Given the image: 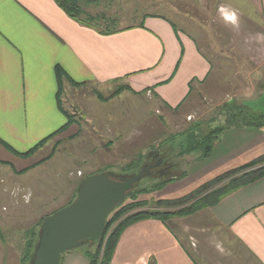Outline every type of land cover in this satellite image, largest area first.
Wrapping results in <instances>:
<instances>
[{
	"label": "rangeland",
	"instance_id": "1",
	"mask_svg": "<svg viewBox=\"0 0 264 264\" xmlns=\"http://www.w3.org/2000/svg\"><path fill=\"white\" fill-rule=\"evenodd\" d=\"M219 1H81L85 10L109 13L121 26L139 22L148 13L168 18L179 30L195 37L212 63L211 74L196 85L187 103L175 110L165 108L147 94L134 96L128 91L130 86L118 80L80 85L66 80L61 99L73 116L70 129L50 138L30 155L16 152H27L50 133H40L26 148L18 142L20 148L16 146L15 150L0 146V160L7 161L0 164V264H22L27 231L37 227L33 258L41 233L40 220L74 200L80 182L90 173L111 172L127 177L155 166L152 172L143 173L130 192L145 188L138 199L146 200L147 208L157 209L158 200L189 195L217 176L209 177L215 160L212 153L203 158L201 152L185 151L189 138L199 140L201 134L224 127L217 143L225 130L252 126L251 121L246 123L247 116L259 121L264 113V18L259 12L256 19L241 26L237 35L239 51H243L237 53L231 35L215 13ZM229 1L249 13L259 10L248 0ZM262 6L264 9V0ZM108 141L113 144L109 149L102 145H108ZM48 156L51 157L47 161L33 167ZM26 168L29 169L21 172ZM175 217L172 223L174 217L169 219L175 231L209 228L201 233L205 235L201 237L200 255L195 254L202 264H258L226 227L216 223L208 208ZM110 232L105 230V240ZM181 237L185 239L184 235ZM87 243L64 252L61 264H85L86 259L90 260L87 251L96 247L94 242ZM189 248L193 252L192 244ZM32 258L25 264H30Z\"/></svg>",
	"mask_w": 264,
	"mask_h": 264
},
{
	"label": "crops",
	"instance_id": "2",
	"mask_svg": "<svg viewBox=\"0 0 264 264\" xmlns=\"http://www.w3.org/2000/svg\"><path fill=\"white\" fill-rule=\"evenodd\" d=\"M248 1L259 10L249 13L229 0L215 4L218 20L237 53L243 51L238 46L241 26L259 12L264 18L263 0ZM121 27L101 33L71 17L56 0H0V139L14 150L19 144L26 148L40 133L52 134L67 123L57 103V64L77 82L118 80L129 85L134 96L147 94L169 110L187 103L196 85L211 74L212 63L195 37L168 18L148 13L141 21ZM102 145L109 149L113 144ZM0 146L12 150L1 141ZM262 154L264 125L227 129L213 147L209 177L237 169ZM205 208L258 264H264V177ZM207 229L180 232L169 220H138L121 232L110 264H202L195 254L202 251L205 234L201 233Z\"/></svg>",
	"mask_w": 264,
	"mask_h": 264
},
{
	"label": "trees",
	"instance_id": "3",
	"mask_svg": "<svg viewBox=\"0 0 264 264\" xmlns=\"http://www.w3.org/2000/svg\"><path fill=\"white\" fill-rule=\"evenodd\" d=\"M56 1L71 17L79 20L85 25L94 27L101 33L110 34L122 29V27H120L121 25H119L118 23L117 18L113 17L109 13L103 11L93 13L88 10H85L81 4L82 0ZM143 24L144 23L142 22L140 25L142 26ZM55 73L58 82V89L56 94L57 103L59 109L67 117V123L52 134H50L49 136H47L46 138L42 139L38 144H36L27 152H16L19 155L25 156L32 154L39 146L44 144L47 140L60 134L70 125H72L71 123L73 121V116L69 114V112L64 108L62 104L61 96L63 92V85L65 80L70 81L74 85H80L84 82H77L73 80L60 64L56 65ZM262 117L263 119L256 121L254 118L252 119L251 117L249 118V116H247V119L245 121L247 124L251 121L250 124L252 125L262 126L264 125V113L262 114ZM222 131H224V127L222 128L219 126L217 128L209 130V132L205 134H201L199 140L195 139L193 136L190 137L188 148H186L185 151L189 153L201 152V156L203 158L208 157L212 153L213 147ZM0 141L8 148L14 150L3 140L0 139ZM50 157L51 156L41 159L40 161L36 162L33 167L44 163ZM28 169H23L21 172H25ZM262 177H264V154L255 158L244 166H241L237 169L229 170L224 174L217 175L215 178H213V180L211 179L201 184V186H199L197 190H195L189 195L171 200H158V205L156 206L158 207V209L147 208V201L138 199L139 195L143 194L144 191H146L145 188L140 190H133L129 193L127 197L128 199H131V202L126 203L128 199L124 200V202L117 206L115 210L108 216L106 232L109 230H111V232L106 238V240L103 237L98 243L93 244V246L96 247L95 250L89 249L87 251L90 257L89 264H110L119 236L126 226L138 220L149 217H154L166 221L169 220L171 217L197 212L205 207L216 205L220 202L221 199H223L227 195ZM226 179L228 181L218 185ZM160 206L162 207L159 208ZM170 207H176L177 209L169 210ZM42 221L43 219H41L38 223L39 226L41 225ZM27 233L29 237L25 243L26 245L21 257L22 264H25L30 258H32L33 249L36 243V239L38 237L37 227L31 228L27 231ZM89 243L90 242H88L87 245Z\"/></svg>",
	"mask_w": 264,
	"mask_h": 264
},
{
	"label": "water",
	"instance_id": "4",
	"mask_svg": "<svg viewBox=\"0 0 264 264\" xmlns=\"http://www.w3.org/2000/svg\"><path fill=\"white\" fill-rule=\"evenodd\" d=\"M144 169L132 176L110 172L86 176L76 198L46 216L30 264H61L64 252L87 242H99L110 213L127 198Z\"/></svg>",
	"mask_w": 264,
	"mask_h": 264
},
{
	"label": "flooded vegetation",
	"instance_id": "5",
	"mask_svg": "<svg viewBox=\"0 0 264 264\" xmlns=\"http://www.w3.org/2000/svg\"><path fill=\"white\" fill-rule=\"evenodd\" d=\"M157 167V166H156ZM154 168H155V166H147V167H145V171H148V173L149 172H152L153 170H154ZM147 169V170H146ZM153 169V170H152ZM157 169H159V168H157ZM163 171H165V169L163 168Z\"/></svg>",
	"mask_w": 264,
	"mask_h": 264
}]
</instances>
